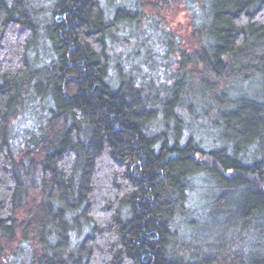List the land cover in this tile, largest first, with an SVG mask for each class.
I'll return each mask as SVG.
<instances>
[{
  "label": "trees",
  "instance_id": "1",
  "mask_svg": "<svg viewBox=\"0 0 264 264\" xmlns=\"http://www.w3.org/2000/svg\"><path fill=\"white\" fill-rule=\"evenodd\" d=\"M130 2L0 0V264H264V0ZM172 4L163 74L112 79V28Z\"/></svg>",
  "mask_w": 264,
  "mask_h": 264
},
{
  "label": "rangeland",
  "instance_id": "2",
  "mask_svg": "<svg viewBox=\"0 0 264 264\" xmlns=\"http://www.w3.org/2000/svg\"><path fill=\"white\" fill-rule=\"evenodd\" d=\"M101 2L108 19L113 17V13L117 7L123 4L130 6L131 3L130 0H101ZM37 3L38 2H35V4ZM45 7L48 8V5L46 4ZM160 10L162 14L158 16L155 11L145 8L143 17L139 19L135 26H122L121 24H117L116 27L112 28L113 43L109 51V74L112 79L115 80L116 77H118V71L127 74L129 67L132 65L140 67V81L145 80V82H147L149 77L151 75L153 76L154 73L162 75L165 70L163 65L166 63V59L164 58L165 52L162 47V45H164L162 41L167 37L164 31L171 32V34L176 36L181 42L183 39L190 40L188 37L190 30L187 27L188 18L185 11L176 4L162 7ZM44 16H46V19H44ZM47 16L48 13L46 10L39 17V24L43 22L42 26H44L47 21ZM133 22L134 21H132V23ZM160 29L163 30V32H160ZM37 53V64L47 63L51 56V51L47 47V40L42 32L40 33L38 51H32L31 55L36 56ZM169 67L171 68L172 66ZM173 67L175 68V63H173ZM251 86H255L256 89L260 88V85L257 83H253ZM38 109V106H33L32 112L29 113L31 116H29L27 115V108H25V113L14 120L16 133L14 142L17 146L21 145V134L24 129L30 128L31 125L38 121V119H35L40 114ZM207 142L208 140L205 137V145ZM204 189L205 188L198 190L194 195L192 202L189 204L191 209L200 208L202 205L206 204L207 194Z\"/></svg>",
  "mask_w": 264,
  "mask_h": 264
}]
</instances>
